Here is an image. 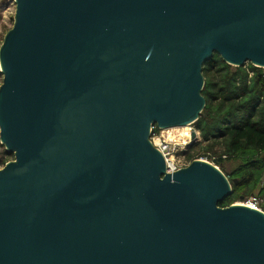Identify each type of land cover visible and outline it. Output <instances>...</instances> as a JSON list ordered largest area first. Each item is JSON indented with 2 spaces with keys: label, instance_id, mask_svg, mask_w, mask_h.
Here are the masks:
<instances>
[{
  "label": "water",
  "instance_id": "water-1",
  "mask_svg": "<svg viewBox=\"0 0 264 264\" xmlns=\"http://www.w3.org/2000/svg\"><path fill=\"white\" fill-rule=\"evenodd\" d=\"M15 4L0 264H264V212L220 207L232 183L207 161L167 174L150 141L199 120L215 54L264 69V0Z\"/></svg>",
  "mask_w": 264,
  "mask_h": 264
},
{
  "label": "trees",
  "instance_id": "trees-1",
  "mask_svg": "<svg viewBox=\"0 0 264 264\" xmlns=\"http://www.w3.org/2000/svg\"><path fill=\"white\" fill-rule=\"evenodd\" d=\"M203 75L207 104L193 124L201 142L191 147L189 159L220 166L232 183L233 194L220 207L255 195L264 198V69L235 68L215 54L204 64Z\"/></svg>",
  "mask_w": 264,
  "mask_h": 264
},
{
  "label": "built area",
  "instance_id": "built-area-1",
  "mask_svg": "<svg viewBox=\"0 0 264 264\" xmlns=\"http://www.w3.org/2000/svg\"><path fill=\"white\" fill-rule=\"evenodd\" d=\"M191 136L187 141L176 140L170 134L164 130L155 132V128L152 130L150 141L154 148H156L163 155L166 162V173L171 174L178 172L188 167L192 162L188 159L187 155L189 148L197 142L198 136L200 135L195 128H189ZM196 134V138H193V134ZM203 160V159H201ZM205 161V160H204ZM244 206L253 210L264 212V198L258 195L252 196L244 203Z\"/></svg>",
  "mask_w": 264,
  "mask_h": 264
},
{
  "label": "rangeland",
  "instance_id": "rangeland-1",
  "mask_svg": "<svg viewBox=\"0 0 264 264\" xmlns=\"http://www.w3.org/2000/svg\"><path fill=\"white\" fill-rule=\"evenodd\" d=\"M15 13H16L15 0H0V48L2 46V43H3V40H4L5 35L7 34V32L9 30L12 29V27L14 25ZM249 65L250 64L245 65V67H248ZM2 83H3V75L1 74V71H0V86L2 85ZM189 128H192L193 129L194 126L191 125V126H189ZM200 142H201V137L199 135L197 142L194 141V144H198ZM191 147L189 148V152H188V155H187L188 159H189V154H190V151H191L190 150ZM196 152L195 151H192L191 154L192 155L194 154V156L197 157L200 154H198V152L197 153ZM14 160H15L14 155L13 154H10V153H8L6 151L5 146H3L1 144V140H0V169H3L7 163L12 162ZM203 160L207 161L206 159H203ZM207 162L211 163L210 161H207ZM213 165H215V164H213ZM216 167H218V166H216ZM218 168H220V166ZM246 201L247 200L241 201V202H237L236 204H244Z\"/></svg>",
  "mask_w": 264,
  "mask_h": 264
},
{
  "label": "bare ground",
  "instance_id": "bare-ground-1",
  "mask_svg": "<svg viewBox=\"0 0 264 264\" xmlns=\"http://www.w3.org/2000/svg\"><path fill=\"white\" fill-rule=\"evenodd\" d=\"M165 131V130H164ZM169 133L170 136H172L176 140H183L187 141L188 138L191 136L189 127H182V128H174V129H168L165 131V133ZM244 205V204H241Z\"/></svg>",
  "mask_w": 264,
  "mask_h": 264
}]
</instances>
